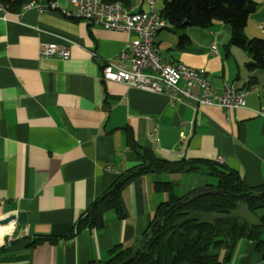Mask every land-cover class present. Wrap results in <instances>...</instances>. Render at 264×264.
Returning <instances> with one entry per match:
<instances>
[{"label":"crops","instance_id":"obj_1","mask_svg":"<svg viewBox=\"0 0 264 264\" xmlns=\"http://www.w3.org/2000/svg\"><path fill=\"white\" fill-rule=\"evenodd\" d=\"M254 1L245 33L264 37V0ZM138 3L129 6L151 9L149 0ZM60 5L15 13L0 4V217L27 212L26 223L14 224L3 237L0 264L106 260L114 246L139 242L159 203L170 198L155 188L156 181L171 182L177 196L213 185L205 173L141 175L123 190L122 215L108 211L102 227L75 233L81 213L140 161L124 127L160 157L217 160L246 185L264 184V117L258 112L264 109V70L247 68L244 49H225L232 34L228 23L181 31L170 26L158 31L155 42L165 60L204 68L218 92L226 81L248 90L246 106L231 110L103 80L105 62L136 34L78 19L71 3ZM163 5L154 0L159 13ZM46 43L68 46L70 56L41 57ZM35 235L55 241L30 246ZM237 249L234 264L262 263L252 241Z\"/></svg>","mask_w":264,"mask_h":264},{"label":"trees","instance_id":"obj_2","mask_svg":"<svg viewBox=\"0 0 264 264\" xmlns=\"http://www.w3.org/2000/svg\"><path fill=\"white\" fill-rule=\"evenodd\" d=\"M30 1L0 0V4L9 11L18 13ZM103 1L110 3L118 0ZM120 1L126 6L131 2ZM255 8L254 0H164L160 14L178 31L188 26L211 27L215 21L228 23L232 34L225 49L228 52L233 46L244 49L250 56L247 68L264 70V37L249 38L245 33L249 17ZM186 38L185 33L181 34L179 43L183 45ZM123 129L129 147L138 154L140 161L118 175L113 184L81 213L75 224V233L102 227L108 211L122 215L123 190L127 184L147 173H205L217 178L214 187L220 192L194 194L196 190H193L186 195L177 196L173 193L171 182L156 181L155 188L169 192L170 198L159 203L139 242L126 246L116 245L109 251L106 260L90 261L87 264H230L227 261L228 254L236 250L243 240L253 242L255 252L262 259L260 264H264V214H258V210L264 208V184L246 185L237 171L217 160L160 157L154 150L139 145L130 127ZM242 204L259 216L260 224H252L241 217H231L215 219L211 223L190 220L182 225H175L189 211H217L227 214ZM32 237L30 246L55 241V238L47 235ZM215 241L218 247L212 249ZM221 249H224L223 254L220 253Z\"/></svg>","mask_w":264,"mask_h":264},{"label":"built area","instance_id":"obj_3","mask_svg":"<svg viewBox=\"0 0 264 264\" xmlns=\"http://www.w3.org/2000/svg\"><path fill=\"white\" fill-rule=\"evenodd\" d=\"M61 1L75 7L73 15L78 19L88 20L106 29L136 34L114 59L105 62L101 75L103 80L166 93L173 100L188 99L197 107L220 106L231 110L246 106L248 90H238L233 83L226 81L222 91L218 92L204 68L170 62L160 55L155 36L159 30L170 27L171 23L154 8V0H149V11L136 10L120 0L110 3L103 0H31L24 5V9H63ZM142 2L139 0L138 4ZM261 28L264 29V26L261 25ZM210 47L212 52L217 51L214 42ZM39 55L66 59L70 56V50L66 45L46 43L41 45ZM258 112L264 117L263 108Z\"/></svg>","mask_w":264,"mask_h":264},{"label":"water","instance_id":"obj_4","mask_svg":"<svg viewBox=\"0 0 264 264\" xmlns=\"http://www.w3.org/2000/svg\"><path fill=\"white\" fill-rule=\"evenodd\" d=\"M220 191L216 189L214 186H206L199 190H196L194 194H205V193H219ZM231 217H241L252 224H260V218L257 214H255L252 210H250L247 206L242 204L239 208L232 210L231 212L225 214L217 211H189L187 215L177 221L175 225H182L183 223L190 220H197L200 223H211L215 219L221 218H231ZM27 221V212L19 211L9 214L0 220V224H8L13 222L18 226H22Z\"/></svg>","mask_w":264,"mask_h":264},{"label":"rangeland","instance_id":"obj_5","mask_svg":"<svg viewBox=\"0 0 264 264\" xmlns=\"http://www.w3.org/2000/svg\"><path fill=\"white\" fill-rule=\"evenodd\" d=\"M210 183L213 184V185H216L217 184V178L215 176H210ZM258 214L259 215H263L264 214V208L263 209H259L258 210ZM218 247V244L217 242L215 241L212 245V249H216ZM237 250H234V251H231L229 254H228V263L230 264H234V261H235V257H236V254H237ZM220 253L223 254L224 253V249H221L220 250Z\"/></svg>","mask_w":264,"mask_h":264},{"label":"clouds","instance_id":"obj_6","mask_svg":"<svg viewBox=\"0 0 264 264\" xmlns=\"http://www.w3.org/2000/svg\"><path fill=\"white\" fill-rule=\"evenodd\" d=\"M0 219H2V217H0ZM13 227H14V223L12 225H9L8 228H0V243H3L4 235L11 234V230L13 229Z\"/></svg>","mask_w":264,"mask_h":264},{"label":"bare ground","instance_id":"obj_7","mask_svg":"<svg viewBox=\"0 0 264 264\" xmlns=\"http://www.w3.org/2000/svg\"><path fill=\"white\" fill-rule=\"evenodd\" d=\"M12 224H13V222H10L8 224H0V228H8L9 225H12Z\"/></svg>","mask_w":264,"mask_h":264}]
</instances>
